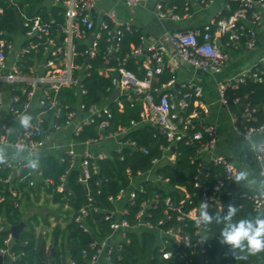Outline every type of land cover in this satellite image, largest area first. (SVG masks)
<instances>
[{"label": "built area", "instance_id": "1", "mask_svg": "<svg viewBox=\"0 0 264 264\" xmlns=\"http://www.w3.org/2000/svg\"><path fill=\"white\" fill-rule=\"evenodd\" d=\"M13 2L14 0H10ZM168 0H158L155 5L156 15L159 18H171L173 20H183L190 17V8L186 7L183 14L177 13L175 10L177 5L167 6ZM197 6H205L211 0H188ZM98 0H52L53 7L63 8L65 22L61 28L62 37L56 39L51 36L50 23L43 21L38 15H29L25 12L17 10L20 13L23 29H25L23 40L18 41L8 40L9 34L0 30V114L4 105L7 107V114H12L17 121H20L25 112L31 109L33 103L37 107L56 109L54 117H60L61 109L56 104V94L63 86H74L76 88L77 103L68 114L67 121L64 125H59L53 122L49 128H45L41 120L30 121L29 127L25 128L21 123L18 128V135L14 141L9 138V134L13 132L14 126H10L4 120L2 124L1 143L15 148L18 152L15 156L5 158L3 163H0V169H9L10 173L4 182L10 183L11 194L20 201L16 202V206L22 207V193L15 185L29 183L35 184V176H42L41 172L28 167L30 161L36 155H45L47 146V132H53L62 129L63 127H73V141L69 144L65 152L70 156V170L78 166L81 170L79 181L87 187L91 177V166L95 165L99 159H105L110 156V153L105 151L96 152L95 145L100 144L105 139L118 140V150H122L123 146H131L134 149L143 151L148 154V149L138 147L135 141L127 138L129 132L135 127H139L148 123H153L160 126L161 132L170 142L166 146L165 153L161 159H155L153 165L147 171H139L136 175L131 176V185L128 189H123L117 197L109 199L114 204V209L105 212V219L111 220V231L103 236H96V240L91 244L95 249L93 256L88 259L87 264H113L114 256L118 259L122 258L123 245L130 243V233L141 235L145 231L154 232L158 238L157 244L160 247L161 255L164 259H172L177 257L183 264H191V260L187 259V254L183 252L174 253L167 249L165 239H172L177 245H182L192 254L203 258L206 252V243L208 236L203 230V224L197 227L196 239L193 240L189 233L183 232L180 224L172 225L164 228L163 225L168 220H173L172 214H167V219H161L157 224L148 220L152 216V208L158 207V199L151 201H143L141 208L136 214L137 223L131 224L128 218L125 217L130 211L127 208L128 202H134L137 197V191L143 190V181L152 179L156 183H164L160 175H157L156 170L159 165L175 162V154L172 146H175L178 140L186 136V131L189 127L194 128L195 121H199V129H197L193 138L200 143L199 153L204 160L208 156L210 163L221 164L224 167L225 175L218 179L212 186L205 185V179L209 174L210 165L205 169L202 166L197 177V185L200 190L198 193L190 195L185 194L183 189H179L180 194L185 197L182 200L183 205L174 203L171 196H167L164 200L168 209L176 213V219L182 221L185 219L196 220L199 216V205L202 202L208 204L207 211L211 208L222 207V196L231 195L237 211L241 205L238 204V197L242 196L249 199L256 211L264 213V189L253 190L246 192L245 190L233 191L230 184L234 181L237 174L236 168L232 160L226 155H218L216 153L217 143L219 141V130L215 124L206 123L202 119L200 113L194 112L191 117H183L180 111L188 106V101L185 94L184 97H178L175 92L176 78L173 76L171 80L163 84V90L156 89L154 92L150 90L153 83V78L156 74L162 73L165 68H170L174 72L173 67L164 58L162 54V46L157 47V44L145 46V37L143 36L142 44L133 49L128 58L134 57L137 62L142 60L145 68L143 77L139 78L133 71L126 67L125 58L120 61L116 68L104 67L101 71L114 72L113 92L118 90L120 95L114 99L110 96L103 97L109 102L119 99L122 95H127L128 98H133V94L142 95L144 108L142 111V121L132 122L130 127H121L120 129L102 134L100 139L79 140L77 136L81 133L84 125L92 124L96 119L106 116L98 125L100 130H106L109 125V119L112 118V112L109 104L101 103L92 105L89 109H85L83 97L87 93L82 80L89 74V69L92 64L86 62L84 64L76 63L78 55L77 46L86 47L85 53L88 59L96 57L100 39L106 37L110 43L105 55V63H110L111 58L116 56L119 50V37L123 34L124 29L131 30L135 26L129 20L120 19L114 11H110L100 20H96L93 16V11ZM127 7L135 9L141 7L143 0H124ZM4 12V7L0 6V13ZM221 12L217 15L220 16ZM217 17L207 25L205 29H175L168 30L164 33V40L172 45L175 54L194 66L195 68L214 75L222 72L233 56V52L240 48L254 49L258 45V31L261 21L264 17V0H240L239 7L229 17H223L217 20ZM110 22L114 28H111ZM215 25V29L211 30L209 25ZM48 36L47 43L44 45V54L42 58V66L37 75H24L21 73L18 62L23 59L28 48L22 46V42L30 37L44 38ZM225 41L228 49H224L220 40ZM32 47L38 44L32 42ZM8 50H14L15 57L9 61ZM264 65V57L259 61ZM258 64V63H257ZM256 66V65H255ZM254 66V67H255ZM252 68L234 75L227 82L218 84L219 101L222 105L228 106L233 103L242 105L241 117L248 121L254 119L256 109L246 103L242 97L237 96L230 103L227 96V88H236L245 80L247 75H252L256 80H261L257 72L252 73ZM29 85L30 89L26 92L27 101L23 109L16 106L19 97L11 94L10 86ZM193 88L196 95L201 96V88L190 83L183 85ZM126 93H122L123 91ZM40 91L38 94L37 92ZM55 94V96L52 95ZM104 99V100H105ZM52 100V104L48 106V101ZM68 106V105H67ZM82 113V117L75 120ZM175 119H178L176 121ZM238 123V119H237ZM237 132L245 138L251 137L256 133L264 131V124L259 127L245 126L241 128L236 124ZM76 144H83L86 150L78 153L75 150ZM23 147V151H21ZM26 152L29 159L26 160L21 153ZM256 157L262 165L264 174V138L256 149ZM28 168L26 173L23 169ZM43 177V176H42ZM63 183L59 186V190L66 187V176L62 177ZM50 183L51 181L45 179ZM166 183V182H165ZM1 187V181H0ZM88 189V188H87ZM88 191V190H87ZM5 197L0 191V202L4 201ZM188 204L190 207L186 209L184 206ZM209 213V212H208ZM88 216L87 209H82L81 213L76 217L85 230H88L86 217ZM2 215H0V230H6L3 224ZM6 247L0 248V253L5 257L10 264H14L20 258L10 248L14 243V237L11 235L5 239ZM204 264V258H203ZM258 264H264L260 262Z\"/></svg>", "mask_w": 264, "mask_h": 264}, {"label": "trees", "instance_id": "2", "mask_svg": "<svg viewBox=\"0 0 264 264\" xmlns=\"http://www.w3.org/2000/svg\"><path fill=\"white\" fill-rule=\"evenodd\" d=\"M43 0H0V6L4 7V12L0 13V30H4L9 34L8 40L18 41L14 36L17 28L16 12L20 10L29 15H38L43 21L50 23L51 34L53 38L63 36L61 28L65 22L63 8L53 7L51 10L42 6ZM167 6L177 5L176 12L183 14L185 8L189 7L192 11L191 4L188 0H168ZM240 0H229V8L221 12V19L229 17L239 7ZM111 28H114L110 22ZM211 30L215 29V25H209ZM196 29H205V26H200ZM25 33V29L20 30ZM143 32L138 27L133 26L131 30L124 29L123 34L119 37V50L115 57L111 58L110 63H105V55L110 43L106 37L100 39L96 57L88 59L85 53L86 47L77 46L78 55L76 63L84 64L86 62L92 64L89 69V74L82 80L87 93L83 97L85 109H89L92 105L99 104L103 97L110 96L114 88V72L101 71L102 68H116L120 61H125V65L133 71L139 78L143 77L145 68L142 60L137 62L131 55L134 48L140 46L143 41ZM48 36L44 38L30 37L24 40L21 44L28 48L23 59L17 64L22 74L37 75L42 66V58L44 54V45L47 43ZM32 42L38 44L32 47ZM10 57L12 50H8ZM257 72L262 78L256 80L252 75H247L245 80L236 88L228 87L226 92L230 103L237 96L243 98L246 103L255 108L254 119L251 121L245 118H240L238 126H256L264 124V65L256 64L252 68V73ZM175 76L170 68H165L162 73L156 74L153 78V83L150 87L151 91L156 89L163 90V84L167 83ZM1 87V86H0ZM11 94L19 97L16 106L23 109L27 97L26 92L30 89L29 85L14 84L10 86ZM1 90V88H0ZM76 88L74 86H63L56 94V104L61 109L60 117H54L56 109L36 107L34 113L30 115L32 121H38V115L45 113L42 120L43 126L47 129L53 122L59 125H64L67 121L68 114L77 103ZM178 97H184L185 94L188 101V106L180 111L183 117H191L194 112L200 113L204 117L201 96L196 95L193 88L188 86L175 88ZM55 96L54 93H52ZM142 95L133 94V98H128L127 95H122L119 99L110 102L109 107L112 112V118L109 119L107 129L100 130L98 125L105 119V115L96 119L92 124L84 125L81 133L77 136L79 140L100 139L102 134H109L121 127H130L132 122L142 121V111L144 103ZM52 104V100L48 101V106ZM68 105V106H67ZM178 121V119H175ZM5 121L10 126H14L17 119L12 114H7ZM195 127H189L186 136L178 140L175 144V162L159 165L156 173L160 175L166 184L156 183L152 179L143 181V190L137 191V197L134 202H128L127 208L129 213L125 215L131 224L137 223L136 214L141 208L143 201H151L158 199V207L152 208V216L148 220L157 224L159 220L165 219L167 214L173 215V220H168L163 227L168 228L172 225L180 224L183 232L189 233L193 240L196 239L197 226L195 220L185 219L178 221L176 213L168 209L164 200L167 196H171L175 204H182L183 197L179 189H183L185 194H196L200 188L197 185V177L202 166L203 158L199 153L200 143L193 138L194 132L199 129V121L194 122ZM127 138L135 141L138 147L148 149V154L143 151L134 149L131 146H123L122 150L114 149L110 152V156L105 159H99L95 165L91 166V177L86 185L79 181L81 170L78 166L70 168V156L64 151L60 156L54 155H36L33 160L38 161L36 170L42 173L44 179L51 182H45L39 185L43 186L54 204L60 207H67L65 223H57L51 226L47 217L41 212L36 213L35 217L28 218V229L20 232L18 238H14V243L10 245L13 252L20 255V258L14 264H87L96 252L91 247V244L96 240V236H103L110 232L111 220L105 219V212L114 209V204L109 199L117 197L121 190L128 189L131 185V176L136 175L139 171H147L153 165L155 159H161L165 153V147L169 146L170 142L161 132L160 126L148 123L132 129ZM209 174L205 179V185L212 186L218 179L225 175L224 167L221 164L211 162ZM28 168L23 169L26 173ZM10 170L0 169V191L5 199L0 202V215L3 216V224L6 230H0V248L6 247L5 239L13 236L11 227L18 225L25 216L26 204L19 207L16 202L20 201L11 194L10 183L4 182L7 179ZM66 176V185L63 190H59V186L63 183L62 177ZM18 180H16V183ZM29 183H21L18 189L26 197V201L30 199V193L35 191L34 187H29ZM27 188V189H26ZM88 188V189H87ZM88 190V191H87ZM251 192L253 190H245ZM232 203L235 206L231 195L222 196V207L211 208L209 214L214 217L212 224L204 225L203 230L208 236L206 243V252L203 255L204 264H258L264 262V252L255 255H248L246 249H234L232 245L221 243V230L225 224L223 216L227 213V206ZM238 204L241 205L233 217V222L240 219H255L257 216H264V213L256 211L251 201L245 197H238ZM188 209L190 206L186 203L184 206ZM82 209H87L88 216L86 224L88 230L76 221V217L81 213ZM219 215L221 222L217 223L215 217ZM43 217V219H42ZM43 221V225L50 228L44 234H38L35 226ZM167 219V218H166ZM2 222H0V225ZM51 240L50 248L47 249V242ZM130 243L123 245L122 258L118 259L114 256L113 264H183L177 257L172 259H164L160 252V247L157 244V236L154 232L145 231L141 235L130 233ZM167 249L174 253L183 252L187 254V259H190L191 264H199V256L192 254L190 250L182 245H177L172 239H165ZM44 247L43 256L39 250ZM237 256L246 257L236 259ZM0 264H10L8 260L0 253Z\"/></svg>", "mask_w": 264, "mask_h": 264}, {"label": "crops", "instance_id": "3", "mask_svg": "<svg viewBox=\"0 0 264 264\" xmlns=\"http://www.w3.org/2000/svg\"><path fill=\"white\" fill-rule=\"evenodd\" d=\"M158 0H143L141 7L131 9L127 7L124 0H98L96 7L93 11V16L96 20H100L106 16L110 11H114L116 15L123 20L131 21L138 29H140L145 37V46L155 45L159 42L157 47L162 48V54L166 61L173 67L176 88L183 87L190 83H195L201 88V104L204 110L203 121L206 123L215 124L219 130V141L216 147V153L218 155L228 156L235 168L236 172L241 171L247 173V179L241 180L238 183L236 179L233 182L238 187V190H259L264 189V174L261 163L256 157V149L264 138V131L256 133L251 137H242L236 130L237 119L241 118L242 105L231 104L228 106L222 105L219 101L218 84L221 82H227L231 77L236 74L242 73L251 67H254L264 57V17L261 21L258 31V45L254 49L240 48L233 52V56L225 69L217 74L211 75L204 71H201L189 63L179 58L174 48L170 43L164 40V33L168 30L175 29H194L200 26H205L213 21L217 15L225 9L229 8V0H211L205 6H197L189 1L192 7L190 17L180 21L173 20L171 18H159L156 15L155 5ZM49 10L53 8L52 0H43L41 3ZM18 40H23L22 37L16 36ZM224 49H228L223 39L220 40ZM15 57L14 50L11 52L9 61ZM105 99V98H104ZM103 103L109 104L110 102L105 99ZM37 107L36 103H33L31 107L32 115ZM7 107L4 105L0 114V138L2 136V124L6 118ZM82 113L79 114L76 122L82 117ZM45 113L38 115L39 120H43ZM20 121H17L13 132L9 134V138L14 141L18 135V128ZM73 127L67 126L60 130L47 132V146L45 155L60 156L64 152L69 144L73 141ZM95 151H105L110 153L112 150L118 148V140L105 139L100 144L95 145ZM75 150L78 153H82L86 150V146L83 144H76ZM0 151H2L4 159L15 156L18 154L17 150L11 146L4 145L0 141ZM22 156L28 160L29 155L26 152L21 153ZM203 169L210 164L208 156L204 157ZM45 179L42 176H35V184L32 186L35 188L34 192L30 193V199L26 201L25 195L22 193L21 201L22 206L26 204L25 216L22 222L26 223V228H29L28 218L35 217L36 213L41 212L43 215L46 213L47 206H43V202L51 203L50 206H55L51 200L50 194L46 189L39 185L44 182ZM48 184V183H46ZM162 184H166L165 182ZM18 187V183L15 182ZM30 185L27 188L31 187ZM26 188V189H27ZM233 189V187H231ZM235 192L236 190L233 189ZM58 206V205H57ZM38 234H44L49 231L50 228L45 227L43 223H38L36 226ZM40 229V230H39ZM51 240L47 242V249L50 248Z\"/></svg>", "mask_w": 264, "mask_h": 264}, {"label": "clouds", "instance_id": "4", "mask_svg": "<svg viewBox=\"0 0 264 264\" xmlns=\"http://www.w3.org/2000/svg\"><path fill=\"white\" fill-rule=\"evenodd\" d=\"M31 116H22L20 123L25 127H29ZM23 151V147L20 149ZM4 162V156L0 151V163ZM28 167L36 169L38 167V161L32 160L29 162ZM236 182L247 179L246 172H239L235 176ZM208 204L202 202L199 205V216L195 220L197 227L201 224L210 225L213 222L214 217L207 211ZM237 213V208L232 203L227 206V213L223 216L224 228L221 230L222 241L221 243H227L232 245L234 249H246L248 255H255L260 252H264V216H257L255 219H240L237 222H233V217ZM217 223L221 222L219 215L215 217ZM246 257L237 256L236 259H242Z\"/></svg>", "mask_w": 264, "mask_h": 264}, {"label": "water", "instance_id": "5", "mask_svg": "<svg viewBox=\"0 0 264 264\" xmlns=\"http://www.w3.org/2000/svg\"><path fill=\"white\" fill-rule=\"evenodd\" d=\"M16 22H17V28L19 30H22L23 29V24H22V20H21V16H20V13L17 11L16 12ZM127 91H123L122 93H126ZM38 94L40 93V91L37 92ZM120 95V92L118 90L114 91L112 94H111V98L114 99L116 97H118ZM32 109H28L26 112H25V115L29 116L30 112H31ZM49 132V131H48ZM172 150L175 151V146H172ZM45 183H48L47 180L44 181ZM67 188H68V185H65ZM231 187H233L234 190L238 191V187L236 185H234V183H231L230 184ZM26 228V223L25 222H20L18 225H14L11 227L12 229V234H13V237L14 238H18L19 235H20V232L22 230H24ZM43 252H44V247L41 246L40 250H39V253L41 256H43ZM199 264H203V258L200 257L199 258Z\"/></svg>", "mask_w": 264, "mask_h": 264}, {"label": "rangeland", "instance_id": "6", "mask_svg": "<svg viewBox=\"0 0 264 264\" xmlns=\"http://www.w3.org/2000/svg\"><path fill=\"white\" fill-rule=\"evenodd\" d=\"M15 34L18 37L24 38V34L20 30H17ZM45 204L48 205L47 206V210L48 211H46V213L44 214L43 217H47L49 219V221L51 223V226H54L57 223L64 224L65 223V219L67 217V214H66L67 207L66 206L65 207H60L59 205L58 206L57 205L50 206L49 204H51V203L43 202V206ZM43 217H42V219H43ZM42 219H41V224L43 223Z\"/></svg>", "mask_w": 264, "mask_h": 264}]
</instances>
